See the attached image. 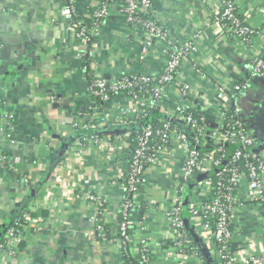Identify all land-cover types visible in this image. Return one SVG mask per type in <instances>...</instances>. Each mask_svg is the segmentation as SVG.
Listing matches in <instances>:
<instances>
[{
  "label": "crops",
  "instance_id": "0c3cea01",
  "mask_svg": "<svg viewBox=\"0 0 264 264\" xmlns=\"http://www.w3.org/2000/svg\"><path fill=\"white\" fill-rule=\"evenodd\" d=\"M235 1L244 24L257 31L249 41L226 32L217 22L221 0H155V9L171 41L183 43L196 36V50L179 75L191 85V98L205 123L216 125L220 111L234 107L249 131L264 139V78L252 76L253 55L264 48V0ZM63 3L0 0V232L18 213L24 212L33 222L24 234V253L14 264H129L118 247L97 238L87 194L108 197L109 235L116 234L122 188L109 187L107 182L125 178L129 149L123 139L130 145L126 133L132 131L120 125L116 115L106 124L98 121L106 110L133 102L123 94L92 111L95 102L83 67L88 63L93 76L112 78L121 73H154L163 68L169 54L163 43L154 46L150 57H143L142 36L128 27L113 4L116 14L103 24L97 44L86 47L74 39L60 16ZM78 4L83 13L99 0H78ZM85 51H93L86 63L81 57ZM239 82H247V87L234 101L232 91ZM221 85L226 94H220ZM175 96L173 92L164 101L162 110L166 108L168 116L174 114ZM75 122L89 129L77 135ZM88 132L103 139L90 142L83 154L74 151L75 139ZM114 137L118 140L109 150L107 144ZM173 153L169 160L162 158L148 168V181L139 191L144 209L135 216L140 222L131 245L136 249L143 241L149 243L154 264H176L173 249L162 244L171 236L165 209L173 203L182 178L181 151ZM238 193L231 249L238 259L251 251L264 258V207L246 182ZM196 236L205 247L203 235ZM213 249L210 245L208 253L214 264ZM134 255L138 257L135 251ZM183 259L196 264L192 255Z\"/></svg>",
  "mask_w": 264,
  "mask_h": 264
},
{
  "label": "built area",
  "instance_id": "2783aa9c",
  "mask_svg": "<svg viewBox=\"0 0 264 264\" xmlns=\"http://www.w3.org/2000/svg\"><path fill=\"white\" fill-rule=\"evenodd\" d=\"M221 2L223 10L217 17V22L226 32L235 33L239 39L249 41L250 35L257 31L244 24L236 1ZM111 4L117 6V11L124 17L128 27L142 36L143 57H150L154 46L163 43L166 44V48H163L169 57L158 72L121 73L114 78L93 76L89 79L88 91L95 102V106L91 107L92 111L99 107L97 105H106L123 94H127L133 102L106 110L98 125L106 124L108 118L114 115L120 125L128 126L150 111L163 114L158 121H149L141 126L134 149L123 139L129 149L128 151L125 148L127 164L124 165L128 185L117 180L107 182L109 187L117 184L122 188V199L117 213L119 230L116 234L109 235L108 197L92 191L87 194V200L92 206L91 221L97 238L102 243H113L125 258L129 245L134 242V231L140 222L135 216L144 209L139 191L140 186L148 181L147 170L152 164L160 163L162 158L169 160L174 155L173 152L179 150L182 154V178L175 189L177 195L173 203L165 209L171 236L162 241L164 246L173 249L171 252L176 258V264H187L183 258L188 254L195 257L196 264H206L199 248L193 246L189 240L188 230L195 235H203L207 248L213 246L215 264H264V258L253 251L238 259L231 249L233 220L240 200L238 191L245 182L254 199L264 207V145L258 152L251 151V148L259 144V137L249 131L238 109L234 110V107L231 110H221L220 122L213 126L205 123L202 113L204 125H200L193 116L195 104L191 98L192 87L179 73L182 64L196 50V36L183 43L171 41L155 9V0H99L96 7L88 6L83 13L79 10L78 0H64L60 16L69 24L74 39L92 48L97 44L103 24L116 14ZM92 53L93 51L82 53L85 63L91 59ZM196 71L200 72L197 68ZM90 74L91 70L86 63L83 75L88 77ZM252 76L264 78V48L258 49L253 55ZM246 83L239 82L234 85V101L240 99L239 94L245 91ZM219 91L220 94L228 92L224 85H221ZM173 92L176 94V108L174 114L168 116L166 108L162 110V107ZM97 99L101 104L97 103ZM229 114L235 116L234 121L227 120ZM180 125L186 127L189 133L181 129ZM73 127L74 132L78 128L89 129V126L80 122L73 123ZM126 135L131 136V132ZM102 139L94 133H87V136L76 138L72 148L83 154L90 142L99 143ZM117 140L114 137L109 141V150L115 147ZM209 144L211 147L207 149ZM231 144L238 146L230 161L235 164H226V147ZM216 168V172H213ZM85 183H89V180L86 179ZM32 226L33 222L24 220V230ZM23 240L25 241V235L18 229L12 227L8 230L0 242V264H14L21 259L24 253L21 247ZM168 240H172L173 245H169ZM135 250L138 254L137 261L127 263L154 264L153 249L149 243L143 241Z\"/></svg>",
  "mask_w": 264,
  "mask_h": 264
},
{
  "label": "trees",
  "instance_id": "16d2710c",
  "mask_svg": "<svg viewBox=\"0 0 264 264\" xmlns=\"http://www.w3.org/2000/svg\"><path fill=\"white\" fill-rule=\"evenodd\" d=\"M89 78L90 79L93 78L92 73L89 75ZM97 103L101 104L100 100L97 99ZM76 107H77V109H80L81 105L77 104ZM192 114H193L194 117H196L198 119L200 125H204V123H203V121L201 119L202 116H201V112H200V108L199 107L195 106V108H193V110H192ZM160 116H161V114L158 111H153V112L150 111L147 115L143 116L139 121H137L135 123H131L130 125H128L127 128L132 131L131 132V136L129 138L130 139V143H131L130 146H131L132 149H134L136 147V145H137V134L140 133L141 126L145 125L149 121H158ZM234 118H235V116L229 114L228 117H227V120L228 121H234ZM180 128L185 130L186 132H188L186 127L180 125ZM76 133H77V135H82L83 134L82 130L79 129V128L77 129ZM88 134L89 135L93 134V132H88ZM259 144L256 147L251 148V151L252 152H258L260 150L261 146L263 147V145H264V139H262V138L259 139ZM209 147H211L210 144L206 148L209 149ZM237 147H238L237 145H232V144L229 145L228 147H226V151L227 152H226V156L224 158V162L225 163L227 162L226 164H228V163L235 164V162H230V161H231V156L233 155V153L237 149ZM239 163L242 164V161H240ZM236 164H238V162H236ZM216 170H217V168L214 169L213 172H216ZM121 182L128 185L129 181H128L127 178H124ZM143 206H144V203H143ZM23 214H24V212L18 213L2 229V231L0 232V242L3 241L4 236L6 235L8 230L10 228H12V227L18 229V231H20L23 235L26 234V230H24L23 224H24V220L27 219V218L24 217ZM17 223H20V225H17ZM5 228H8V229H5ZM188 234H189V240L192 241V245L193 246H197L199 248V250L201 251V254H202L206 264H213V263L210 262V255L208 253L209 252L208 248L206 246L204 247L203 244H201L202 242L200 243V240L198 239V237L194 233H192L191 230H188ZM168 242H169L168 243L169 245H171L170 243H172V245H173V241L172 240H168ZM24 244H25V242L23 240V242L21 243V247H24ZM134 251H136L135 248L133 249L132 245L130 244L129 247H128V250L126 252V255H125V258H126V260L128 262H130V261L136 262L137 261V257H135Z\"/></svg>",
  "mask_w": 264,
  "mask_h": 264
}]
</instances>
